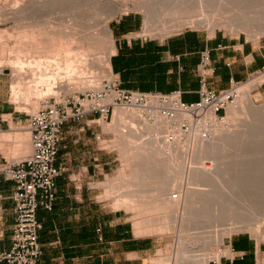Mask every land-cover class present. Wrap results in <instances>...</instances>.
Returning <instances> with one entry per match:
<instances>
[{
	"label": "crops",
	"instance_id": "1",
	"mask_svg": "<svg viewBox=\"0 0 264 264\" xmlns=\"http://www.w3.org/2000/svg\"><path fill=\"white\" fill-rule=\"evenodd\" d=\"M141 24L134 11L110 21V72L121 88L165 95L176 91L182 101L195 102L202 76L206 88L220 91L263 73L261 42L194 28L162 37L144 36ZM203 54L208 59L201 67ZM9 90L11 79L0 75V253L11 247L15 219L14 182L3 175L2 167L24 160L31 152L27 116L11 104ZM104 122L98 114L87 113L62 125L54 162L60 174L54 180L53 205L51 210L40 206L36 212L41 224V255L36 264H147L151 240L138 235L134 224L117 221L99 199L95 184L116 159L113 146L107 148L109 142L103 141ZM227 247L231 255L219 264H264V241L249 233L231 234Z\"/></svg>",
	"mask_w": 264,
	"mask_h": 264
},
{
	"label": "rangeland",
	"instance_id": "2",
	"mask_svg": "<svg viewBox=\"0 0 264 264\" xmlns=\"http://www.w3.org/2000/svg\"><path fill=\"white\" fill-rule=\"evenodd\" d=\"M23 1L24 0H0V43L2 42L1 44L2 45L4 44V46H5V47L0 46V48L2 47V49L0 50V52H2V53H0L1 54L0 55V68L4 70L5 73H3V74H7L9 76V78L11 79V90H9V92H8V97H9V100L11 101V104H13V106H15V108L17 110L21 111L23 114H26V116L28 114L34 112L39 107V105L44 100H46L47 98H50V100H52L53 97L61 98V96H64L66 94L75 93V92L98 91L103 86V82L105 80L110 81L112 79L111 72H110L109 58H110V55L113 51V37H112V39H110L109 35L106 33V31H105L106 23L108 24L107 26L109 27V29L111 31L110 21L113 18H115V17H117L123 13H126V12L134 11V12L139 13V15L141 16V19H142L141 30H140V33H142V34H145L146 30L148 32H149V30H152L153 34H147V35L162 37V36H165L167 34L174 33V32L180 31V30L185 29V28H194V29H200L203 31H207L209 33H213L216 31V32L225 34L228 37L242 35V36L246 37L248 40H251L252 42H261L264 45V34H263V36L260 35L259 30H258L261 28L264 29V20H263L264 15L261 18V21L263 23L259 20V21L255 22L253 25L251 24L252 28L251 27L250 28H242L240 30L239 29L230 30V29H227L226 27L219 26V27H216L213 32H211V30H209L207 28H199V27H196L193 25H179L175 22H171V20L174 19L173 15L175 13H183L184 11L188 12L190 9H191L190 11L198 10L199 9L198 7L200 6V4H199V2H196L197 0H192V2H195L194 4L192 2L191 3L188 2V0H184V1L183 0H102V1L100 0V2H99L100 7L99 8H97L98 7L97 5H95V7L87 6L86 4L84 5V2H82L81 0H75V1L73 0L74 2L69 1V0L68 1L62 0L61 2H63V1L64 2L63 3L60 2V4H59V2L54 1V3L51 2L50 5L48 6L50 8L45 9L44 12L42 11L41 13H39L40 15H42V17H38V19L39 20L46 19V20L52 21L51 25L53 24L52 25L53 30H55L57 32L58 31L63 32L65 34L64 42H62L63 39L61 40L60 36H58V37L55 36L56 38L54 37L56 43L53 41V45L59 44L58 47H56V45H55L56 48L53 46L55 48L54 52L60 53L63 56H65V53L68 54V56L66 55L67 57H65V59L60 54L59 55L57 54L58 58H60L59 56H61V58H63L62 59L63 62L60 61V62H62L61 63L62 69H64L65 71L68 70L70 68V66H68V64L71 62V67L73 66L72 69H74L73 71H75L76 73L74 75L73 74L74 72H71V74L74 75V77H75V80H74L72 85L69 82L66 84L65 90H60L58 88H55L54 91H51V92L49 91L50 92L49 93L48 90L46 89V87L43 86V84L38 83V80L34 79L35 76L33 77V75L30 73V70L28 67H26V69H25L26 73H29V74H27L25 76L26 81L25 80L23 81L24 86L21 85V83H22L21 82L19 84L20 86L18 85V87H17V83L19 82L17 80H19L20 78H24V77H22L21 73L18 71V70H20V66H18V68H16L17 65L14 62L20 61L18 59H19V57H21L23 55L21 53L22 48L20 47L21 46L20 39H19V41H20L19 42V41H15L12 38V37H15L18 40L19 35H17L18 34L17 29H15L16 21H14L11 18H13V13L16 11V9H18V7L20 6V4ZM26 1L28 4H31L33 2V0H26ZM185 1L188 2L189 4L188 3H186V4H188L191 7H189L188 5L186 6ZM56 4L58 7L56 6ZM74 4H75V6H74ZM108 4L112 5V7L114 9L120 11V13L113 16L110 20H108L107 16H105V15L102 16V14H101V10L104 9L105 7L107 9H109L108 6H110V5H108ZM195 4H197L198 7ZM53 5H55V6H53ZM193 5H195L194 8L192 7ZM204 10H206V8ZM29 12L32 14V10H30ZM100 14H101V16H100ZM34 19H36V18H34ZM257 23H258V25H262V26L258 27V25H256ZM165 25L167 28L166 32H161L162 27ZM255 26H256V28H255ZM156 30L159 33L154 34V31H156ZM16 35L18 36V38ZM111 35H112V33H111ZM32 38L33 37H31V38L29 37V39H27L26 42H28V43H30L29 41L33 42L34 40H32ZM58 39L61 41H59ZM11 40H14L16 43L18 42L20 44H17L18 45L17 46V45H15V42L11 41ZM111 41H112V43H111ZM11 42H12V45H11ZM61 42L63 45H65L62 47L63 48L66 47V49H64V51L67 50V48H68V51H67L68 53L66 51H65V53H62L63 51L59 52V50H60L59 48L61 47L60 46ZM9 45H11L12 47H9ZM7 48H9V49H7ZM19 48H21V49H19ZM63 48H61V49L63 50ZM15 49L19 53V54H17V55H19V57L18 56L16 57L15 53H17V52ZM56 49H58V51ZM19 50H20V52H19ZM38 51L39 50H37V54L39 55ZM3 52H5V53L3 54ZM13 52H14V54H13ZM35 52H32L31 55L29 54L28 57L26 56L27 58L26 57L21 58L22 61L26 64V66H29V64L31 65V63L34 66L35 62L38 61L40 58H42L41 56H43L45 54V53H43L41 56L39 55L38 59L36 57H34L36 59H34L33 57H32L33 58L32 59L31 56H33L34 54L37 55ZM54 52L52 50L53 54H54ZM2 54L3 55L6 54L5 56L8 57V59L10 56L11 61L13 60V63L16 66L12 67L13 63L10 60H9V62H10L11 66L6 65V63H9V62H7L8 59L5 58V56H3ZM53 54H51L49 56V58H51V59L54 58L53 60L56 62L57 56L55 55V57H54ZM1 57H4V59H6V62L4 60H2L3 58H1ZM12 57L14 59H12ZM67 60L69 61L68 64H67ZM2 61H4L3 62L4 65L2 64ZM57 61H58V59H57ZM17 64L19 65V63H17ZM8 66L12 67V68L9 69ZM65 66L67 69L65 68ZM261 72H263V73H261L259 75H257L258 73L253 74L250 77L251 79L248 78L250 80L247 79L248 81L244 80L242 82L237 83L235 85L238 88L237 89V95L239 92H245L246 88L252 82L259 80V79H264V69L261 70ZM31 75H32V77H31ZM253 76H255V77H253ZM76 78L78 80H76ZM79 79L84 80V82L79 80ZM28 80H29V83H28ZM77 81H81V82H77ZM82 82H83V84H79ZM243 82H245V83H243ZM14 83L16 84V90L14 89V86H13ZM85 83H88V85ZM29 84H30V86H28ZM24 87H26V88H24ZM29 87H31V88H29ZM89 87L96 89V90H90V89H88ZM27 90H29V91H27ZM239 96L240 95H238L237 100L233 102L234 104L230 105V107H226L225 112L222 113V115H225V116H223L222 119H218L219 121L225 120L226 118L229 117V115L232 111L231 108L239 106V104H238V102H240ZM247 97H248V100H247L248 102L246 101L244 103V104H247V106L249 105V103L250 104L253 103V105H255L259 108L261 105L263 106L264 105V80L260 85L257 86V88L252 89ZM154 102H157V101H154ZM171 103L172 102L163 103V104L160 103V104L161 105L165 104L164 106H166V104H167V106H169ZM116 108H119V107H116ZM116 108H115L114 112L109 114L108 119L104 120L105 121L104 122L105 127H106V130H105L106 136L104 137L103 141L109 142L107 145H105V147L109 148V147L113 146V148H111V149H113L112 155L114 157H116V159L111 163L110 170H109L108 174L105 175L104 178H101L102 179L101 182H97L95 184L97 187L100 188L98 190L99 191V193H98L99 199L102 200V203L104 204L106 210H110L112 214H116L117 221L126 220L127 224H129L130 227H132V225L134 224V229H135L136 233L138 231V235L147 236V238L151 240L153 247L150 250V254L148 256V259L146 260L147 264H163V263H161L162 257H164L166 255H170L171 257L173 256V258H174V255L177 254L178 251L180 250V248H178L180 246L178 236H176L175 234L159 235L157 233L155 234L154 231L150 232L149 229H147V228L144 229L145 227L142 226L143 224L140 223V221L142 219V216L140 217V214H141L140 211L139 210H133V208H131V205H128L124 202L125 201L124 200L125 195L130 194V193L135 192V191L145 190L142 186L141 187L137 186L138 183L135 180H133L134 179L133 175H134V169H135L134 168L135 162H133L131 160V158H129V159L126 158L128 156L125 155V151H127L128 149L131 150V148H133V147L137 148V147L141 146L142 144L147 142V140L149 141L150 139H152L153 135L155 136V134L150 132V131H146L147 129L144 125H142L140 123H133L130 120L127 121L128 123L127 122L121 123V126H122V124H124V125L119 128V132H118V130H117L118 126L115 124V121H114ZM122 108H130V107H122ZM136 108H138V107H136ZM143 108L147 109L148 111H151L150 108H146V107H143ZM244 108L247 111V114H244V115L240 114L238 116V118H236V121L233 124L232 123L230 125H228L227 123L225 124V127H227V129L229 131L236 132L239 135V137H236L232 141L233 144L229 143V142L224 144L223 142H221L218 139H217L218 141L214 140L215 144H212V147L207 148V151H208V155L206 156L207 158L205 156L203 158H200L201 160H199V158H198V160L200 161L199 162L200 165H198L199 163H197L196 166L198 168H196L195 170L191 169L193 172L195 171L196 174L200 173V175L199 174L198 175L200 176V178H201V176H203L202 177L203 180L207 176V174L209 173L208 176H210V177H208V178H209V180H211L210 182H212V184L209 181H207V182H209L211 185H213L214 182H215V184L217 183L216 185L214 184L216 187L214 185L213 186L215 188L213 186H212V188H210L209 186L206 187L207 186V183H206L205 186H202V187H206V188H201V186H200L199 190L202 189V191L203 190L206 191L209 188L207 191H210L212 189L211 191L214 190L215 193L210 191L212 193L211 194L210 192L206 191V193H209L206 196V193H205V195H203L204 192L201 191L203 193L202 195H201V193L197 194L194 192L196 189L193 187L192 193L190 196L191 198L189 201V206H186L185 209L184 208L182 209V204H180V205H178V208L180 206V210H177V207H176L177 203H176L175 208L170 211L171 214H174V215L179 214V215H176L177 219H173V221H174L173 224H174V226H177L178 229H179V226L182 225V223L183 224L185 223L186 230L188 228V231L190 232L191 230H195V227L197 228V225H198L197 229L204 228L201 231L198 230V232H204L206 230L203 235L206 236L207 239H209L208 236H210V240H208L209 244H207V239L205 238L204 241H200L201 244L199 243L198 247L197 246L195 247L196 249H193L194 250L193 255L196 254L195 256L201 257L203 255L204 257L202 256V258H205L206 256H209V254L211 256V254L213 255V254H216L217 252L219 253V250H221V247L223 245L221 242V241H223L222 236H224L227 233V230H229L231 225L237 226V223H236L237 220L238 219L241 220L242 218L243 219L248 218L247 219L248 221L246 220L247 225L246 226L244 225L245 227L243 226L242 229L237 227V229H235V232L233 231L231 234L238 233V232H246V233H249L254 238H256L257 241H264V183H263L264 182V111L262 112L263 117L258 119L261 123L259 122L256 124L255 121H252L253 115H251L252 113L250 114L248 107H244ZM247 118H248L249 122H248ZM247 122L250 123L249 125L251 126V129L247 128V127H249ZM251 122L255 123V124H252ZM130 124L133 126H131ZM136 125H137V127H136ZM246 125H247V127H246ZM189 126H190L189 129L191 128L190 130H192L194 127H196V121L194 122V120H193L189 124ZM177 129H179V132L181 131L180 127H178V126H177ZM177 129L175 128L173 130L175 132H178ZM211 129H212V131L213 130L214 131L216 130V132L219 131L216 129L215 126L212 127ZM135 130H136V133L138 135L136 134L137 136L135 135V137H132ZM209 132L210 131H208V129L205 128L203 130L202 134L208 135ZM165 133L163 135H167L168 132H165ZM172 133H173V131H172ZM178 133H174V134L179 135ZM168 134H170V133H168ZM243 135H245V136H243ZM160 136H162V135H160ZM112 138H113V141L110 142V140ZM123 138H124L125 142H124V140L122 141ZM135 138H137V139H135ZM238 138H240V139H238ZM243 138H244V140H243ZM127 139H129L132 142V144L130 142L127 143L126 142ZM236 140H238V141H236ZM133 142H135V143H133ZM125 144L126 145L130 144V145L126 146ZM191 144L189 146H187L185 144V145L181 146L180 148H178L177 152L175 151V153L180 154L184 157L186 155H188V156H186V157H188V159L185 162L180 159V161H182L183 163L178 161L179 162L178 164L181 163L179 169L182 168L183 170L182 169L181 170H178V169L175 170L174 169V171H173L172 175L176 177V180L178 182L173 183L174 186H172L170 188V190H171L170 195H169L170 197H172V196L175 197V196L181 195V198L184 199L183 197L185 196V194L182 191L184 190V185L186 184V178L183 177L179 171H182L184 174L185 173L187 174L190 171L189 168L191 166L193 167V165H194L193 163H191L190 160L193 161L194 156L196 154L193 157H190V155H193L194 151H196V150H194V148H193V146H191ZM207 151L205 150V152H207ZM197 153H198V151H197ZM243 157H244V159H243ZM244 162H247V163H244ZM252 162H254V163H252ZM243 164H245V165H243ZM253 166H255L256 169ZM257 166L260 168V170ZM244 168H245V170H243ZM250 168H252V169H250ZM228 169H230V170H228ZM247 170L248 171L251 170V171L248 172ZM257 170H259V171H257ZM253 171H254V173L256 172L255 175H253L254 174ZM239 172H240V174H239ZM244 172H245V175H244ZM205 173H207V174L204 175ZM201 174H203V175H201ZM235 174H236V176H235ZM246 174L250 176V177L248 176L250 179H246V178H248V177H246L247 176ZM218 175L219 176L221 175V176L218 178V181L217 180L215 181V178L217 179ZM179 176H182V177H179ZM236 177H238V178H236ZM170 178L171 177H169L167 180H170ZM200 181L204 185V181L202 182L201 179H200ZM227 181H229V182H227ZM235 181H237L238 183L237 182L235 183ZM219 182L221 184L222 183L224 184L223 188L225 190L222 189V186L218 185V184H220ZM260 182L263 185L259 184ZM238 185H239V187H238ZM221 189L223 190V193H222ZM217 190L219 192H217ZM253 190H254V192L256 191L257 194L254 193ZM257 190H258V192H257ZM240 191H242L243 193L242 192L240 193ZM183 194H184V196H183ZM220 195H223V196H220ZM141 196L142 195H140V198L138 200H140L141 198L144 197V195H143V197H141ZM150 196L151 195L145 194L144 201L148 200V199H150V201H152L151 199H153V198H152V196L151 197ZM196 196H197V201H199V202L201 201L202 198H203L202 200H204V202H207L206 200H209L208 201L209 203L213 201V204L215 203L214 204L215 206H212V208H213L212 210L214 211V209H215V213L211 210V205H209L210 209L206 208V210L207 209H209V210L208 211L205 210V213L203 212L202 217L200 215H197V216L201 217V218H199V220H198V218L195 219V216H194L195 212L197 214V212H198L197 210L200 211V209H197L198 205L196 203ZM239 196H241V198ZM245 196H247L248 198L251 196L250 197L251 201H250V198L247 200L246 199L247 197H245ZM199 197H201V198H199ZM236 197L240 198L239 203H237L238 199ZM243 197H245L244 198L245 200L243 199ZM219 199H221V200H219ZM235 199L237 202L234 201ZM241 200H244V201H241ZM140 201H143V200H140ZM145 202H147V201H145ZM234 202H235L236 206H235ZM201 204H203V203H201ZM241 204H242V206H241ZM220 205H221V207L225 208L226 210L225 209L223 210V208L221 209ZM232 205H234L235 207H237V206H240V207H239V209L237 207V209L235 210L234 209L235 207H232ZM246 206H249V207L251 206V207L249 208ZM252 206L253 207L257 206L256 209L254 207V209H253L254 211L252 210V208H253ZM229 207L232 209H230ZM219 208L221 209V211ZM240 208H242V209H240ZM246 208H248V209H246ZM222 211L226 214H224ZM255 211H257V212H255ZM186 212H188L187 215L185 214L184 217H183V215L181 216V214L186 213ZM201 212H202V210L200 211V213ZM207 212H208V214H206ZM216 212L220 213L219 216H221L223 213V215H225V216H223V215L222 216L226 217V218H223L221 216L220 219H225V220L221 221L219 218H217L219 216H217ZM253 212H254V214H253ZM207 216L209 218H207ZM252 216H254V217H252ZM203 218L206 220H204ZM214 218H217L220 221H218ZM203 220H204V222H203ZM209 221H213V222H209ZM205 222H206V224H205ZM146 231H147V233H146ZM147 234H150V235H147ZM216 235H218V236H216ZM229 237L230 236L224 238V243L226 246H227V240L229 239ZM201 245L202 246L204 245V246L202 247ZM216 247H217V249H216ZM204 251H205V253H204ZM228 251H229V249H228ZM228 251L224 255H226V256L231 255L230 251L229 252ZM220 252L222 253V250ZM224 255H222L218 259V261L213 260V259L208 260L207 264H214V262H215V264H219L220 260H222L224 257H226Z\"/></svg>",
	"mask_w": 264,
	"mask_h": 264
},
{
	"label": "bare ground",
	"instance_id": "3",
	"mask_svg": "<svg viewBox=\"0 0 264 264\" xmlns=\"http://www.w3.org/2000/svg\"><path fill=\"white\" fill-rule=\"evenodd\" d=\"M54 1H57L60 4V2L62 0H33V2L31 4H28L27 1L24 0L23 1L24 3L23 2H22L23 4L19 3L20 6L18 5L19 6V7L17 6L18 9H16V11L13 13V18H11V19L16 21L15 29H17V31H18L17 35H19V38H18L17 35L16 36H17L18 40L15 37H12V36L11 37L15 41H19V39H20V41H21V42L19 41L21 43L20 47L22 48V50H21L22 52L21 53L23 55V56L19 57V55H17L19 53L15 49L16 52H17V53H15V55H16V57L17 56L19 57L18 60H20V61H16L14 63L17 65L16 68H18V66H20V70H18V71L21 73V76L24 77V78H20V79L18 78L19 80H17V81H19V82L17 83V87H18V85L21 82H22L21 85H23V81L26 79L25 76L27 74H29V73H26V71H25L26 67L29 68L30 73L33 75V77L35 76L34 79L38 80V83L43 84V86L46 87L48 92L49 91L50 92L54 91L55 88H58L60 90H65L66 84L70 82L71 85H72L74 80H75L74 75H75L76 72L73 71L74 69H72L73 66L71 67V62L69 63V61L67 60V64L69 63L68 66H70V68L68 70H66V71L64 69H62V65H61V63L63 62L62 59L63 58L65 59V57L68 56V54L65 53V51L66 52L68 51V48H67V50L64 51V49H66V47H64V48L62 47V46H65V45L62 44V42H64V39H65L64 38L65 34L63 32H59V31L57 32V31L53 30V26H52L53 24L51 25L52 21H49V20H46V19H41V20L38 19V17H42V15H40L39 13H41L42 11L44 12L45 9L50 8L48 6L50 5L51 2L54 3ZM69 1L74 2L75 0L74 1L73 0H69ZM81 1L84 2V5L86 4L87 6L95 7V5H97L98 6L97 8L100 7V5H99L100 4L99 3L100 0L99 1L98 0H81ZM63 2H61V3H63ZM188 2L191 3L192 0H188ZM188 2L185 1V4L188 3ZM196 2H199V4H200L199 7L197 6V4H195L199 8L198 10H195L196 9L195 8L194 9L195 11H193V10L190 11L191 9L190 10L188 9L189 10L188 12L184 11L183 13H175L173 15L174 19H172L171 22H175V23H177L179 25H193V26H196V27H199V28H207V29L211 30V32H213L214 29L216 27H219V26L226 27L227 29H230V30H236V29L240 30L242 28H250V27L252 28V25L255 22L259 21V20L261 21V18L264 15V0H197ZM192 3L194 4L195 2H192ZM57 4H56V6H57ZM188 4H186V6ZM108 5H110V4H108ZM195 5H193L192 7L194 8ZM53 6H55V5H53ZM74 6H75V4H74ZM189 7H191V6H189ZM108 8L109 9H107L106 7L104 9L101 8L102 9L101 10L102 16H104V15L107 16L108 20H110L116 14L120 13V11L114 9L112 7V5L108 6ZM205 8H206V10H204ZM30 10H32V14L29 12ZM101 14H100V16H101ZM34 18H36V19H34ZM107 25L108 24L106 23L105 31L109 35V38L112 39L111 31H110V29H109V27ZM256 25H258V23ZM260 26H262V25H258V27H260ZM255 28H256V26H255ZM166 29L167 28H166V25H165V26L162 27L161 32H166ZM258 30H259V34L263 36L264 29L261 28V29H258ZM156 33H159V32L156 30V31H154V34H156ZM147 34H153L152 30H149V32L146 30V33L144 34V36L147 35ZM55 36H57V37L60 36L61 37L60 39L61 40L63 39V41L61 42L62 45L60 44L61 47L59 48L60 49L59 52L63 51L62 53H65V56L61 55L60 53H55L54 52L55 48L58 47V45H59V44H57V45L55 44L56 47H55V45H53V41L56 43V41L54 39ZM29 37L30 38L33 37L32 40H34V41L33 42L29 41L30 43L26 42L27 39H29ZM14 40H11V41H14ZM61 40H59V41H61ZM20 43H18V42L16 43L15 42V45L20 44ZM111 43H112V41H111ZM11 45H12V42H11ZM11 45H9V47H12ZM0 46H4V44L3 45L1 44ZM21 48H19V49H21ZM61 48H63V50ZM1 49H2V47L0 48V50ZM7 49H9V48H7ZM37 50H39L38 52H39L40 56L43 53H45V54L43 56H41L42 58H40L38 61L35 60L36 62L34 64V66L32 65V63H31V65L29 64V66H26V64L22 61L21 58L26 57V56L28 57L29 54L31 55V53L35 52V51H36L35 53L37 54ZM52 50H53L54 54L52 53ZM56 50L58 51V49H56ZM19 52H20V50H19ZM0 53H2V52H0ZM4 53L5 52H3V54ZM13 54H14V52H13ZM51 54H53L54 57L56 55L58 61H57L56 58H55L56 62L53 60L54 58L53 59L49 58V56ZM57 54L58 55L60 54L63 58H61V56H59L60 58H58ZM5 55H3V56H5ZM34 55L31 56V58L32 57L33 58L36 57L38 59L39 55L38 54H37L38 56L37 55L34 56ZM1 58H3L2 60H4L6 62V59H4V57H1ZM5 58L8 59V57H6V56H5ZM36 58H34V59H36ZM12 59H14V58L12 57ZM9 60L11 61V57L10 56H9V59H8L7 62H9ZM4 61H2V64H3ZM60 61H62V62H60ZM11 62L13 63V60ZM14 63L12 64V67L16 66V65H14ZM17 63H19V65ZM6 65L11 66L10 62L6 63ZM9 66H8V68L11 69L12 67H9ZM65 68H66V66H65ZM71 72H74L73 73L74 75H72ZM3 73H5L4 70H3ZM32 75H31V77H32ZM29 80H28V83H29ZM76 80H78V79L76 78ZM79 80L84 82V80H82V79H79ZM263 80L264 79H259V80L254 81L246 88L245 92H239L238 93V95H240L239 96V101L240 102H238L239 106L231 108L232 111H231L229 117L226 118L225 120H222V121H219L218 118H216L214 116V114L212 112H210V111H205L202 114H199L198 112H195L194 110H183V109L179 108L174 103V100H176V98L174 96L173 97H169L168 100L163 101V102H160L157 98H155V99H151V101H148L145 104H140V105H131V106L115 105L114 106L113 112H114L116 107H119V108H116L115 119H114L115 124L118 126L117 127L118 132H119V128L124 125V124H122V126H121V123H124V122L126 123L128 120H130L133 123H140V124L144 125L146 127V129H147L146 131H150V132L155 134V136L153 135L152 139H150L149 141L147 140V142H145L141 146H139L137 148L133 147V148H131V150L128 149L127 151H125V155L128 156V157H126V156L125 157L127 159L131 158V160L133 162H135V165H134L135 169H134V175H133L134 179L133 180H135L138 183L137 186H140V187L142 186L145 190H142V191L139 190V191H135V192H132L130 194L125 195L124 196V200H125L124 202L126 204H128V205H131V208H133V210H139L140 211V213H141L140 217L142 216V219H141L140 223L143 224L142 226L145 227L144 229L147 228V229H149L150 232L154 231L155 234L157 233L159 235H172V234H175L176 236H178L179 245H180L178 248H180V250L179 251L177 250L178 253L175 254L176 256L174 255V258H173V256L171 257L170 255H166V256L162 257L161 258V263H163V264L164 263L165 264H169V263L170 264H207L208 260H210V259L218 261V259L222 255L226 254L227 251H228V247L224 243V238L230 236L233 231L235 232V229H237V227L242 229L244 225L245 226L247 225V221H248L247 219L248 218L247 219H243L242 218L241 220L238 219L237 222H236L237 226H232L231 225L229 230H227V233L225 232L226 234L224 236H222V240H223V241H221L222 244H223L222 247H221L222 253L220 252L221 250H219V253L217 252L216 254H213V255L211 254V256H210V254H209V256L205 255L206 257L202 258L203 255L201 257L200 256H195L196 254L193 255L194 254V250L193 249H196L195 247L196 246L198 247L199 243L201 244L200 241H204L205 238L207 239V237L203 235L206 230L204 232H198V230L201 231L204 228L197 229L198 228V225H197V228L195 227V230H191L189 232L188 228L186 230L185 223L184 224L182 223V225H180L179 229H178L177 226H174L173 219H177L176 215H179V214H175L174 215V214H171L170 211L175 208V206H176L175 204L176 203H177V206H176L177 210H180V206L178 208V205H180V204H182V209L183 208L185 209L186 206H189V201H190V198H191L190 196H191L193 187L196 189L194 191L195 193H197V194L201 193V195H202L203 194L202 192H204L203 195H205L206 191L209 188L206 191L205 190L202 191V189L199 190V187L201 186V188H206V187L209 186L210 188H212V186L215 184V182H214V184L211 185L212 182H210L211 180H209V178H208V177H210V176H208L209 173L208 174L207 173L204 174V175L207 174V176H206L207 178L204 176L205 178L203 180V178H202L203 176H201V178L199 176L200 173L196 174L195 171L193 172L191 169L195 170L196 168H198L196 166L197 163L200 162L199 161V160H201L200 158H203L204 156L206 157L208 155L207 148H210V147H212V144H215L214 140L218 139V140H220L221 142H223L225 144L227 142L232 143V141L236 137H239V135L236 132L229 131L227 129V127H225L226 123L228 125H230L231 123L233 124L236 121V118H238V116L240 114L241 115L247 114V111L245 110L244 107H248L250 114L252 113L251 115L254 116V117L252 116V121H255L256 124L260 122L258 119L263 117V113L262 112L264 111V105L263 106L261 105L262 107L260 106V108H259V107L255 106V105H253V103H251V104L249 103L248 106H247V104H244V103L248 100L247 96L249 95L250 91L252 89H254V88H257V86L260 85L263 82ZM81 81H77V82H81ZM83 82L79 83V84H83ZM15 83L13 84V86H14V89L16 90V84ZM85 84L88 85V83H85ZM28 86H30V84ZM24 88H26V87H24ZM29 88H31V87H29ZM88 89L96 90V89H93L91 87H89ZM237 89L238 88L236 86V91H237ZM27 91H29V90H27ZM93 92H95V91H93ZM238 95H237V98H238ZM237 98L235 99V101L237 100ZM154 101H157V102H154ZM170 102H172V103L169 106H167V104H166V106H164L165 104L161 105L163 103H170ZM232 104H234V103L228 104L227 107H230V105H232ZM122 107H130V108H122ZM136 107H138V108H136ZM143 107L150 108L151 111H148L147 109H145ZM163 109H165L166 111H172L173 113L170 114V115H167L166 112L165 113L162 112ZM168 113H170V112H168ZM193 120H194V122L196 121V127H194L195 129L193 128L194 130L193 129L190 130L191 128L188 129L187 131L182 130V126L184 124L189 125ZM247 120H248V118H247ZM248 122H249V120H248ZM249 124L250 123H248L249 127H247V125H246V127L251 129V126ZM252 124H255V123H252ZM133 125H131V126H133ZM177 126L180 127V129H181L180 132H179V129H177ZM214 126L216 127L217 130H219V131H217L218 133L216 132V130L212 131L211 128L214 127ZM136 127H137V125H136ZM175 128L178 130L179 133L175 132L173 130ZM205 128L208 129V131H210L208 135L202 134L203 130ZM136 130L133 133L132 137H135V135L137 134ZM172 131H173V133H172ZM165 132H168L170 134L167 133V135H163ZM174 133H178L179 135H176ZM160 135H162V136H160ZM243 136H245V135H243ZM135 139H137V138H135ZM238 139H240V138H238ZM123 140H124V138L122 139V141ZM128 140L129 139H127L126 142L127 143L130 142L132 144V142L130 140L129 141ZM243 140H244V138H243ZM236 141H238V140H236ZM124 142H125V140H124ZM133 143H135V142H133ZM185 144L187 146H189L191 144V146H193L194 150H196V151H194L193 155H190V157H193L195 154L196 155L194 156V160L193 161L190 160L191 163H193L194 165H193V167L191 166L189 168L190 171L187 174L186 173L184 174L182 171H179L182 174V176L186 178V184L184 185V190L182 191V192H184L185 196L183 194V196H184L183 198L184 199H182L181 195H178V196H175V197L174 196L170 197L169 195H170V191H171L170 188L172 186H174L173 183H175V182L177 183L178 182L176 180V177L172 175L174 169L175 170H177V169L181 170L182 168L179 169L181 163L178 164L179 162H182V161H180V159L183 160L184 162L187 161V159H188V157H186L188 155H186L184 157V156H182L180 154L175 153V151L177 152L178 148H180L181 146H183ZM129 145L130 144H128L126 146H129ZM205 150L207 152H205ZM197 151H198V153H197ZM198 158H199V160H198ZM243 159H244V157H243ZM244 163H247V162H244ZM252 163H254V162H252ZM198 165H200V163ZM243 165H245V164H243ZM253 167H255V166H253ZM250 169H252V168H250ZM255 169H256V167H255ZM228 170H230V169H228ZM243 170H245V168ZM259 170H260V168H259ZM259 170H257V171H259ZM250 171H248V172H250ZM253 173H254V171H253ZM255 173L253 175H255ZM239 174H240V172H239ZM201 175H203V174H201ZM244 175H245V172H244ZM182 176H179V177H182ZM220 176L218 175L217 179L215 178V181L216 180L218 181V178ZM235 176H236V174H235ZM248 176L249 175H247L246 177H248ZM169 177H171L170 180H167ZM249 177L246 178V179H250ZM236 178H238V177H236ZM200 179L202 180V182L204 181V185L201 183ZM207 181H209L211 184L209 182H207ZM227 182H229V181H227ZM236 182L237 181H235V183ZM206 183H207V186L206 187H202V186H205ZM259 184H262V183L260 182ZM218 185L222 186V189H224L223 188V186H224L223 183L222 184L220 183ZM238 187H239V185H238ZM222 189H221V191L223 193ZM210 191H207V192H210ZM242 191H240V193ZM211 192L215 193L214 190L211 191ZM217 192H219V191L217 190ZM253 192H254V190H253ZM257 192H258V190H257ZM254 193H256V191ZM145 194L146 195L147 194L151 195L152 198H153V199H151L152 201H150V199H148L150 202L148 200H145V201H147V202H145L144 201ZM207 194H209V193H206V196H207ZM140 195H142L141 197H143V195H144V197L140 199V200H143V201L138 200L140 198ZM220 196H223V195H220ZM239 197L241 198V196H239ZM245 197H247V196H245ZM245 197H243V199ZM199 198H201V197H199ZM236 198L238 199V202L236 201V199L234 201L239 203L240 198H238V197H236ZM249 198L247 197L246 199L248 200ZM202 199H201L200 202L203 203V204H201L199 201H197V196H196V203L198 205L197 209H200V211L202 210V212H201L202 214H201L200 211L196 209L198 212H197V214L195 212L194 216H195V219L198 218V220H199V218H201L203 216V212L205 213L206 208H209V205H211V210L213 209L212 206H215L214 205L215 203L213 204V201L209 203L208 202L209 200L205 199L207 202H204V200H202ZM219 200H221V199H219ZM244 200H241V201H244ZM250 201H251V198H250ZM234 204H235V202H234ZM235 206H236V204H235ZM235 206L232 205V207H235ZM241 206H242V204H241ZM237 207L239 209L240 206H237ZM237 207H235L234 209L236 210ZM246 207H249V206H246ZM254 207L256 209L257 206H254ZM254 207L252 208V210L254 209ZM220 208L222 209L223 207H221V205H220ZM209 209H207L206 211H208ZM221 209H220V211H221ZM224 209L225 208H223V210ZM230 209H232V208H230ZM240 209H242V208H240ZM246 209H248V208H246ZM213 212L215 213V209H214ZM255 212H257V211H255ZM187 213L188 212L183 213V214H181V216L183 215V217H184L185 214L187 215ZM216 213H217V216L220 215L219 212H216ZM223 213H222V215H223ZM206 214H208V212ZM224 214H226V213H224ZM253 214H254V212H253ZM197 215H200L201 217H199ZM221 216H219L217 218L220 219ZM223 216H225V215H223ZM252 217H254V216H252ZM207 218H209V217L207 216ZM217 218H214V219L218 220ZM223 218H226V217H223ZM204 220H206V219H204ZM204 220H203V222H204ZM220 220L222 221V220H225V219H220ZM220 220H218V221H220ZM209 222H213V221H209ZM205 224H206V222H205ZM146 233H147V231H146ZM147 235H150V234H147ZM216 236H218V235H216ZM208 238L209 239H207V244H209L208 240H210V236H208ZM216 249H217V247H216ZM204 253H205V251H204ZM224 256H226V255H224Z\"/></svg>",
	"mask_w": 264,
	"mask_h": 264
},
{
	"label": "built area",
	"instance_id": "4",
	"mask_svg": "<svg viewBox=\"0 0 264 264\" xmlns=\"http://www.w3.org/2000/svg\"><path fill=\"white\" fill-rule=\"evenodd\" d=\"M207 59V54H203L201 67ZM2 74L3 70L0 68V75ZM204 80L202 76L199 97L195 102L182 101L176 91L165 95L121 88L111 79L105 80L101 89L95 92H75L61 98L53 97L52 100L47 98L34 112L28 114L31 152L24 160L7 163L2 167L3 175L14 182L11 198L14 202L15 219L11 247L0 253V263L36 264L41 255L38 242L41 224L36 212L40 206L51 210L53 205L54 180L60 174V169L54 162L61 139V128L66 121H79L87 113L98 114L107 120L115 105H140L155 98L163 102L173 96L176 98L174 103L183 110H194L199 114L210 111L221 119L225 116L222 113L227 105L237 98V83L227 89L214 91L206 88ZM162 112L167 115L173 113L165 109ZM188 129L189 125L182 126V130Z\"/></svg>",
	"mask_w": 264,
	"mask_h": 264
}]
</instances>
